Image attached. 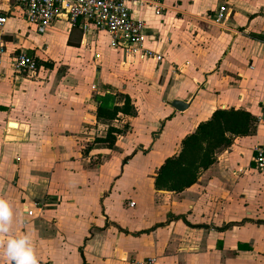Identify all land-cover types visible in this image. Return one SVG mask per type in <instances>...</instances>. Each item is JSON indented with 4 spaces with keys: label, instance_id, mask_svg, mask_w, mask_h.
<instances>
[{
    "label": "crops",
    "instance_id": "crops-1",
    "mask_svg": "<svg viewBox=\"0 0 264 264\" xmlns=\"http://www.w3.org/2000/svg\"><path fill=\"white\" fill-rule=\"evenodd\" d=\"M161 3L165 8L160 16L148 9L133 13L147 24L164 16L159 28L151 26L144 32L145 45L163 60L135 65L141 66L136 68L143 75L161 76L160 97L147 100L144 115L135 106L137 116L127 118L131 122L127 134H117L112 146H103L107 143L98 139L105 138L106 129L96 119V100L115 96L119 81L97 67L47 65L49 43L34 44L31 27L18 7L11 0H0V14L7 17L0 28L5 49L0 66V200L11 211L9 230L0 233V264H11L2 254L7 241L24 236L35 260L45 264H146L151 260V264H264V173L257 172L251 161L264 134V0ZM220 6L226 8L227 17L216 27L210 17ZM16 8L20 26L14 18ZM9 23H14L12 30L6 29ZM197 23L209 30V43L206 54L191 57L174 35L182 25L192 28ZM57 27L65 31L60 54L81 51L89 32L79 24L70 27L63 19L49 29ZM160 27H165L164 33ZM21 52L41 62L38 79L42 81L13 72L12 58ZM186 54L182 67L170 66L173 57L180 60ZM59 69L66 71L67 79H78L89 95L83 99L68 95L57 103L56 96L65 87L49 79ZM121 87L130 98L131 85L124 82ZM92 96L94 111L87 118L95 137L76 130L81 107L91 103ZM175 100L187 108L176 111L171 106ZM116 103L117 98L112 101ZM217 109L250 113L255 118L252 133L235 138L191 187L181 192L155 190L154 177L163 161L177 155L181 139ZM77 135L93 142L83 155L74 144ZM147 148V161H139L145 168L137 180L147 184L139 206L136 180L127 168ZM89 151L102 155L95 167L89 163ZM125 157L129 159L122 164ZM149 168H153L151 175L145 172ZM122 180L128 184L119 188Z\"/></svg>",
    "mask_w": 264,
    "mask_h": 264
},
{
    "label": "rangeland",
    "instance_id": "rangeland-1",
    "mask_svg": "<svg viewBox=\"0 0 264 264\" xmlns=\"http://www.w3.org/2000/svg\"><path fill=\"white\" fill-rule=\"evenodd\" d=\"M239 1V0H234ZM13 0H11V4H13ZM14 12V18L17 19V25L20 26L18 23H21V17H18V9H15ZM136 11V10H135ZM11 18V16H10ZM211 18V17H210ZM164 16L162 15L160 18L154 19L155 21L151 23H145L144 22V32L146 34V29L152 27L159 28L158 24L160 23V20H163ZM14 23H9L6 27L7 30H12L10 28H14ZM189 25V24H188ZM188 25H182L181 29L175 32L174 35L175 42L181 43V45L184 47V51H187L191 57L194 55H200L202 57L203 54L207 53L208 48V32L209 30L206 28L203 24H195L192 28H188ZM10 27V28H9ZM58 29L50 30L49 28L46 29V31L43 34H37L30 28L29 35L30 39L33 40L34 44L40 45L41 43H49L47 44V48H51L50 54L45 55V60H47V65H50V67H97L99 70L105 71V73H109V78L112 77L117 79L119 81L117 95L119 96L117 98V103L121 102L123 97V90L124 88L121 87L124 85V82L129 83L131 85V91H130V100L134 105V108L140 112L145 114L147 106L146 102L148 99L155 100L156 98L159 99L160 92H161V76L158 73H155V75L151 74L149 77L147 75H143L142 73L137 70L136 67L141 66H135L133 64H124L123 58L120 53L114 51L110 45H109V39L106 34H102L95 31H90L88 34V39L86 40L85 44L81 48V51L79 52H73V54H65L64 52L60 54L59 50L61 49V37L64 35L65 31L62 28L57 27ZM165 27H160L161 32L164 30ZM175 29V27H174ZM165 31V30H164ZM163 31V33H164ZM172 34V33H171ZM173 35V34H172ZM170 35L166 37V42L170 41ZM59 53V54H58ZM194 54V55H193ZM96 55L98 57H96ZM186 55H180V60H169L171 67H180L184 63L182 62ZM43 59V58H42ZM70 59V60H69ZM183 63V64H182ZM144 65L148 64H142V67ZM109 67V68H106ZM182 67V66H181ZM38 79V78H37ZM33 79L31 81H42L43 79ZM45 79V77H44ZM29 80V79H28ZM52 83L62 84L61 86H64V90H59V94L56 96V102L62 103V99L65 96H76L79 99L85 98V96H88L86 90L83 89V87L80 86L78 79H70L66 78V71L65 70H58L52 76H50V79ZM65 89H71V92L66 91ZM67 98V97H65ZM93 96L91 98V103L84 105L81 107L82 113L77 116V124L80 123L78 130V134L83 133L82 135L86 136V134L91 133L88 135L89 137H95V133L91 130L93 128L92 124L89 123L90 119L87 118L88 115L91 114V112L94 111V107L92 104ZM82 105V104H79ZM136 106V107H135ZM136 110V113H137ZM142 115V116H143ZM137 116V115H136ZM142 120L140 121V123ZM133 123V122H132ZM135 123V122H134ZM131 122L127 121L126 117H121L118 119L117 122H113L112 125L114 127H117L121 134H127L128 128L130 126ZM105 128V126H104ZM74 144L78 147L79 152L81 151V155L85 154L86 147H90L93 145V142L90 140L88 141L86 138H75ZM92 144V145H91ZM108 144H105L103 146H107ZM136 149V151H135ZM134 149V154L137 152V147ZM92 152V153H91ZM132 154V152H130ZM150 153L149 148L146 149V151H140L138 154V157L136 156L131 161V166H129V169L131 171L132 177L136 180L134 186H135V195L137 199H139V206H142L145 199V194L147 192V184L140 182L137 180L138 177H141V173L143 169L145 168L146 156ZM111 152L108 154L110 155ZM88 159L91 167H95L97 164L101 163V157L102 155L96 154L94 151L88 152ZM107 154H104L105 157ZM131 156V155H130ZM133 156V155H132ZM131 156V157H132ZM130 157V159H131ZM138 158V159H137ZM140 159H144V162ZM153 168H149L148 171H145L148 173V175L152 174ZM155 170V168H154ZM120 173V172H118ZM119 175V174H117ZM124 180L121 181V183L118 185L119 188H123V186L127 185L122 183ZM132 183V181L130 180ZM130 183V184H131ZM132 185V184H131ZM128 187V186H127ZM132 191V189H131ZM133 192V191H132Z\"/></svg>",
    "mask_w": 264,
    "mask_h": 264
},
{
    "label": "built area",
    "instance_id": "built-area-1",
    "mask_svg": "<svg viewBox=\"0 0 264 264\" xmlns=\"http://www.w3.org/2000/svg\"><path fill=\"white\" fill-rule=\"evenodd\" d=\"M20 10L27 26L33 28L37 34H43L53 23L64 20L70 27H79L83 32H104L108 35L110 47L121 54L124 64L144 63L151 61L160 63L163 57L155 50L145 45L144 22L134 17L135 9L151 10L155 16H160L164 5L161 0H13ZM227 10L220 6L212 15L211 23L222 26L226 22ZM7 20L0 14V28ZM262 50L264 53V32L262 33ZM5 54L0 44V66ZM96 57H98L96 55ZM11 69L16 75L33 80L38 78L36 60L19 53L12 58ZM261 121V117L258 118ZM264 123V120H262ZM251 161L254 169L264 173V134L260 144L253 149ZM130 207L133 204L130 203ZM31 216L32 211L25 212ZM153 263V260L146 264ZM36 264H45L37 261ZM145 264V263H141Z\"/></svg>",
    "mask_w": 264,
    "mask_h": 264
},
{
    "label": "trees",
    "instance_id": "trees-1",
    "mask_svg": "<svg viewBox=\"0 0 264 264\" xmlns=\"http://www.w3.org/2000/svg\"><path fill=\"white\" fill-rule=\"evenodd\" d=\"M40 63L36 61L37 67ZM118 97L117 94L112 97L104 95L96 100L98 102L96 119L106 129L105 138L98 140L110 146L114 144L115 136L121 134L112 123L117 122L120 116L126 118L136 116L127 95H123L120 105L112 104ZM254 122L255 118L246 111L234 109L213 111L206 121L200 122L192 133L181 139L179 153L163 161L154 177V189L181 192L194 185L200 172L213 165L217 156L230 147L235 138L252 133ZM128 159L129 157L122 159V164Z\"/></svg>",
    "mask_w": 264,
    "mask_h": 264
},
{
    "label": "clouds",
    "instance_id": "clouds-1",
    "mask_svg": "<svg viewBox=\"0 0 264 264\" xmlns=\"http://www.w3.org/2000/svg\"><path fill=\"white\" fill-rule=\"evenodd\" d=\"M11 220V211L6 202L0 200V233H7ZM11 264H36L31 243L27 236L9 239L2 252Z\"/></svg>",
    "mask_w": 264,
    "mask_h": 264
},
{
    "label": "water",
    "instance_id": "water-1",
    "mask_svg": "<svg viewBox=\"0 0 264 264\" xmlns=\"http://www.w3.org/2000/svg\"><path fill=\"white\" fill-rule=\"evenodd\" d=\"M171 106L173 109H175L178 112H182L187 108V106L182 101H176V100L171 103Z\"/></svg>",
    "mask_w": 264,
    "mask_h": 264
}]
</instances>
